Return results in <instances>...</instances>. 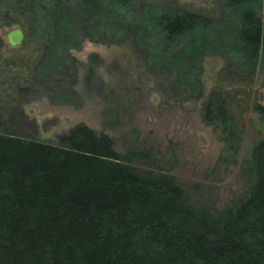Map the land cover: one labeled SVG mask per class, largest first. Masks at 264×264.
<instances>
[{"label": "trees", "instance_id": "obj_1", "mask_svg": "<svg viewBox=\"0 0 264 264\" xmlns=\"http://www.w3.org/2000/svg\"><path fill=\"white\" fill-rule=\"evenodd\" d=\"M223 2L236 13L232 51L256 64L264 47V23L251 9L257 0ZM13 5L29 20L12 24L31 30L35 61L46 68L65 67L86 41L115 44L129 34L188 85L199 45L224 29L157 5L137 16L130 0H0V27ZM221 95L204 103L201 119L218 131L223 160L236 162L245 132ZM256 110L264 130V108ZM131 155L86 125L55 143L20 137L0 114V264H264V138L243 161V196L220 210L192 204L173 175L138 170Z\"/></svg>", "mask_w": 264, "mask_h": 264}, {"label": "rangeland", "instance_id": "obj_2", "mask_svg": "<svg viewBox=\"0 0 264 264\" xmlns=\"http://www.w3.org/2000/svg\"><path fill=\"white\" fill-rule=\"evenodd\" d=\"M130 1L137 16L142 6L157 5L223 25L199 45L195 63L189 64V85L177 69L161 64L152 47L129 34L115 44L86 41L65 67L46 68L35 61L36 37L28 27L23 46L7 43V32L19 27L13 21L29 20L13 5L0 27V114L14 134L38 141L55 143L77 125L105 133L117 152L132 154L135 168L169 173L188 189L192 204L220 210L243 196L250 182L243 161L264 138L256 110L258 104L264 108V47L256 64L232 51L236 13L226 10L223 0ZM251 9L264 23V0ZM184 45L183 40L174 44V51ZM217 93L231 103L230 113L244 128L236 162L223 160L218 131L201 119L204 103Z\"/></svg>", "mask_w": 264, "mask_h": 264}, {"label": "water", "instance_id": "obj_3", "mask_svg": "<svg viewBox=\"0 0 264 264\" xmlns=\"http://www.w3.org/2000/svg\"><path fill=\"white\" fill-rule=\"evenodd\" d=\"M25 40L26 33L23 29L19 27L10 30L6 34V41L13 48L23 46Z\"/></svg>", "mask_w": 264, "mask_h": 264}]
</instances>
